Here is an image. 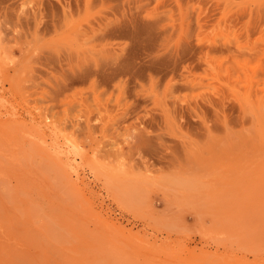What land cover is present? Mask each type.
Instances as JSON below:
<instances>
[{
	"label": "rangeland",
	"instance_id": "1",
	"mask_svg": "<svg viewBox=\"0 0 264 264\" xmlns=\"http://www.w3.org/2000/svg\"><path fill=\"white\" fill-rule=\"evenodd\" d=\"M0 264H264V0H0Z\"/></svg>",
	"mask_w": 264,
	"mask_h": 264
},
{
	"label": "bare ground",
	"instance_id": "2",
	"mask_svg": "<svg viewBox=\"0 0 264 264\" xmlns=\"http://www.w3.org/2000/svg\"><path fill=\"white\" fill-rule=\"evenodd\" d=\"M157 20H158V19H157ZM184 50H185V48H184ZM189 50H190V49H189ZM189 50H185V52H186V51L189 52ZM188 67H190V66H188ZM39 122H40V124H39L40 127H43L44 125H42L41 120H40ZM45 125L47 126V123H45ZM4 131H5V133H6V129H4ZM77 178H78V179L80 178V175H79V174H77ZM82 181H84V180L82 179ZM111 222H112L115 226H117L116 223H115L114 221H111ZM117 227L121 229L123 226H122V227L117 226ZM124 228H125V227H124ZM124 228H122V229H124ZM129 229H130V228H129ZM129 229H128V230H129ZM131 229H132V228H131ZM129 233H130V232H129ZM135 235H136V234H135Z\"/></svg>",
	"mask_w": 264,
	"mask_h": 264
}]
</instances>
